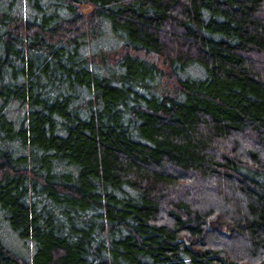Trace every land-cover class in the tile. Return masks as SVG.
Returning <instances> with one entry per match:
<instances>
[{"label": "trees", "instance_id": "obj_1", "mask_svg": "<svg viewBox=\"0 0 264 264\" xmlns=\"http://www.w3.org/2000/svg\"><path fill=\"white\" fill-rule=\"evenodd\" d=\"M0 264H264V0H0Z\"/></svg>", "mask_w": 264, "mask_h": 264}, {"label": "rangeland", "instance_id": "obj_2", "mask_svg": "<svg viewBox=\"0 0 264 264\" xmlns=\"http://www.w3.org/2000/svg\"><path fill=\"white\" fill-rule=\"evenodd\" d=\"M85 9V11H87L88 9H89V7L88 8H84ZM9 231L6 229V230H3L2 231V233H4V235H5V238H6V241H8V239H7V237H9V245H11V246H16V244H18V243H16L17 241L15 240V238L10 234V233H8ZM17 247V246H16Z\"/></svg>", "mask_w": 264, "mask_h": 264}]
</instances>
